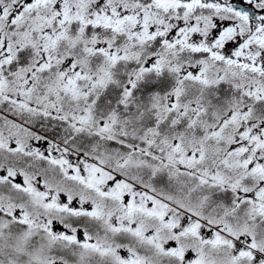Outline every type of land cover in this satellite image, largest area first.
Listing matches in <instances>:
<instances>
[{
  "label": "snow or ice",
  "instance_id": "obj_1",
  "mask_svg": "<svg viewBox=\"0 0 264 264\" xmlns=\"http://www.w3.org/2000/svg\"><path fill=\"white\" fill-rule=\"evenodd\" d=\"M0 264H264V0H0Z\"/></svg>",
  "mask_w": 264,
  "mask_h": 264
}]
</instances>
